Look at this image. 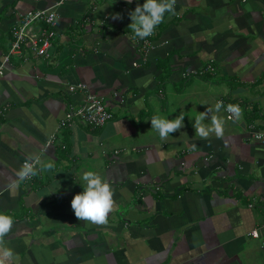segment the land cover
Wrapping results in <instances>:
<instances>
[{"label":"crops","instance_id":"1","mask_svg":"<svg viewBox=\"0 0 264 264\" xmlns=\"http://www.w3.org/2000/svg\"><path fill=\"white\" fill-rule=\"evenodd\" d=\"M60 1L48 57L22 48L0 74V212L13 218L0 264H264V144L249 130H264V0H176L146 57L128 26L143 0H0V64L21 15ZM208 61L214 73L194 75ZM79 85L113 114L103 127L61 125ZM207 107L221 138L195 135L189 117ZM181 113L167 137L151 128ZM30 156L55 167L20 181ZM87 170L113 190L105 223L71 207Z\"/></svg>","mask_w":264,"mask_h":264},{"label":"clouds","instance_id":"2","mask_svg":"<svg viewBox=\"0 0 264 264\" xmlns=\"http://www.w3.org/2000/svg\"><path fill=\"white\" fill-rule=\"evenodd\" d=\"M128 2L131 3L132 0H128ZM175 4L176 0H143V3H138L134 10L129 12L131 23L128 26L132 30L134 37L144 39L153 35L157 26L165 20L166 13H176ZM224 107L223 102L218 101L215 105V110L219 112ZM212 111V108L207 107L199 115H196L194 119L189 117L195 129V135L200 138H207L211 133H215L217 138L224 136V121L216 115L210 116ZM226 111L233 113L236 118H239L241 109L238 105L228 104ZM185 115L181 113L174 119L161 118L154 115L150 118L151 128L155 129L161 138H165L184 126ZM209 118L211 120L210 125L205 123ZM54 167L55 165L51 160L45 161L38 156H30L16 173V176L20 181H23L37 175L40 171L51 170ZM76 182L82 185V191L77 192L71 200V207L75 216L79 220L105 223L113 206V190L110 184L94 170L84 171L80 174L79 181ZM57 191L59 189L53 190L51 193ZM12 225L13 218L0 212V243L3 242V237L11 230ZM3 254L6 257L15 255L11 248H5Z\"/></svg>","mask_w":264,"mask_h":264},{"label":"built area","instance_id":"3","mask_svg":"<svg viewBox=\"0 0 264 264\" xmlns=\"http://www.w3.org/2000/svg\"><path fill=\"white\" fill-rule=\"evenodd\" d=\"M61 1L54 6L43 8V9H30L21 15L17 24L11 31L12 42L9 51L3 55V60L0 64V74L3 73L4 64L8 61L10 55L20 53L22 48L29 50L35 56L40 58H47L49 50L53 45V41L56 38L57 32L55 29L56 21L58 19V13L56 7ZM90 20L89 16H86V21ZM35 27V29H33ZM154 35V33H153ZM153 35L138 39L137 46L143 55L146 57L149 50L152 48L151 38ZM133 63V66H136ZM215 71L214 64L212 61H208L207 64L194 72L197 76H206L213 74ZM189 74V73H185ZM82 89L84 92L82 101L77 106H71L65 113L64 118L61 120V125L70 126L75 120H78L90 127V129L96 130L103 127L109 120L113 118V114L108 110L104 101L96 94L89 92L83 86H77L76 88ZM74 91V88H72ZM72 91V90H70ZM161 94V90H159ZM218 101H222L224 108H221L226 119L233 121L236 119L233 113L226 111L228 104L238 105L241 104L237 101H233L229 97H219ZM249 130L253 132L254 138L261 141L264 144V130L255 129L253 126H249ZM52 140H50L51 142ZM49 143V142H48ZM115 154H119V151H115ZM22 162V166L24 163ZM35 176L24 180L25 182L33 181ZM253 237H258L256 230L250 232Z\"/></svg>","mask_w":264,"mask_h":264},{"label":"rangeland","instance_id":"4","mask_svg":"<svg viewBox=\"0 0 264 264\" xmlns=\"http://www.w3.org/2000/svg\"><path fill=\"white\" fill-rule=\"evenodd\" d=\"M222 116H223V119H224L226 122H228V120L226 119L225 115H222Z\"/></svg>","mask_w":264,"mask_h":264}]
</instances>
